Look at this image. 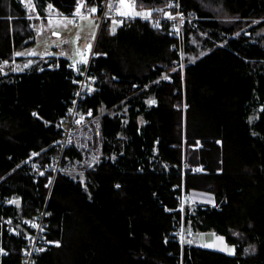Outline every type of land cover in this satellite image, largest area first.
<instances>
[{
    "label": "trees",
    "instance_id": "obj_1",
    "mask_svg": "<svg viewBox=\"0 0 264 264\" xmlns=\"http://www.w3.org/2000/svg\"><path fill=\"white\" fill-rule=\"evenodd\" d=\"M35 1L43 12L46 0ZM51 1L62 10L76 2ZM133 1L156 8L168 0ZM181 1L186 12L205 18L186 30V51L193 36L209 47L187 62L183 81L164 31L140 20L117 25V33L110 24L99 29L96 50L105 55L90 64L99 85L85 105L96 111L125 99L127 118L103 115L93 133L95 145L96 131L102 134L98 161L79 168L82 176L57 174L47 236L60 244L43 252L41 262L264 264V48L249 41L243 21L261 18L249 31L264 24V0ZM134 23L142 32L122 30ZM32 34L22 1L0 0V222L11 217L17 228L12 235L0 228L9 250L0 264H20L23 219L43 206L47 193V174L35 179L27 163L48 162L59 136L55 122L74 89L63 58L59 68L11 69V59L34 43ZM163 71L168 78L154 81ZM149 92L156 99L151 106L144 101ZM80 153L72 147L66 156L77 160ZM182 187L183 211L176 198ZM190 190L213 194L215 205L192 207ZM12 195L21 197L18 209L2 202ZM181 221L196 232L222 234L235 254L193 245L181 251L172 232Z\"/></svg>",
    "mask_w": 264,
    "mask_h": 264
},
{
    "label": "built area",
    "instance_id": "obj_2",
    "mask_svg": "<svg viewBox=\"0 0 264 264\" xmlns=\"http://www.w3.org/2000/svg\"><path fill=\"white\" fill-rule=\"evenodd\" d=\"M121 2L122 0H102L100 5L97 6L88 3L87 0H76L71 9L62 10L51 0H46L44 12L41 13L37 9L35 1V7L39 13L36 12L31 18L27 17L33 33L30 38L36 39L43 31V26L37 24V19L49 21L59 18V21L64 20L65 22L92 19L96 21L97 33L104 24L123 25L140 20L172 37L170 49L174 56L171 61L174 68L179 70L183 81L187 64L186 30L188 28L198 29L199 22L205 18L186 12L181 0H168L160 7L142 12L151 13L147 17L132 13L121 15L120 13L123 11ZM78 7L79 12H77ZM93 8L96 9L95 12L91 11ZM99 55L100 53L96 50V38H94L85 46L79 59L67 58L66 69L69 71L70 81L74 89L69 98L64 101L65 108L63 113L58 116L55 122L59 136L53 142L54 151L44 166H40L33 160L27 163L30 171L35 174V179L40 175L47 174L44 184L47 188V193L43 206L32 216L23 219V248L20 264H54L41 262L40 256L51 247H56L60 244V240L47 236V218L49 216L47 205L56 176L60 172H81L79 168L85 165L93 166L99 159V147L102 141V134L99 130L96 131L97 145L94 144L93 140L94 124L99 122V118L92 107L85 105L89 89L96 79V76L90 70V64ZM19 66L20 64L15 61V68H19ZM52 66L59 68L60 60L54 58ZM72 147L78 148L81 152V157L77 160L69 159L66 156V151ZM176 198L179 201L180 210L183 211L187 201L183 187L180 194L176 195ZM14 200L13 196H9L2 202L10 204ZM0 228L1 234H3L2 232H6L8 235L16 233V226L11 217H1ZM172 232L176 235L181 251L184 246L190 244L189 241L193 243L197 237V232L192 228H185L182 221ZM8 253L9 250L0 242V258Z\"/></svg>",
    "mask_w": 264,
    "mask_h": 264
},
{
    "label": "crops",
    "instance_id": "obj_3",
    "mask_svg": "<svg viewBox=\"0 0 264 264\" xmlns=\"http://www.w3.org/2000/svg\"><path fill=\"white\" fill-rule=\"evenodd\" d=\"M123 2L125 4H127V5H133V4L135 5L134 9H132V12H131L132 14L146 12V11L151 9V8L138 7L133 0H123ZM92 5H97V4H92ZM122 10L124 12H129V8H127V7L122 8ZM80 22L85 23L86 26H84V29H85L84 31L85 32H81V33L80 32L79 33L75 32V35L77 36L75 48L77 49V52H78V59H79V56L82 53L83 49L85 48V46L89 42H91L94 38L97 39V35H98V33L96 31L97 30L96 29L97 24H96L95 20L86 19V20L79 21V22L76 21L75 23H72V24H77V23H80ZM72 24H68L67 23L68 26H66L65 29L69 30L68 27L70 25H72ZM117 27H118L117 25H114V27H111L112 28L111 31L113 33H117L118 30H119V29L116 30ZM132 27H136V29L137 28H141L140 25L134 23V24H131V25H125L124 27H122L123 28L122 30H128L129 28H132ZM140 31L142 32V28L140 29ZM54 36L58 40L59 39L61 40V38H64L62 36L61 30L54 31ZM36 40H38V39H36ZM34 46H36V43L34 45L32 44L31 46L27 47L25 50L19 52L20 55H17V54L16 55L18 56V58L19 57L21 58L22 55H24L23 53L29 51V49H32V48L36 49L37 48V47H34ZM60 48L63 49V46H61ZM61 49H57L56 46L54 47L52 45H51V47L45 48L44 52L47 55H51L50 58H46L40 64H32L28 68H25L23 70H17V72L30 70V68L32 66H36V68H38L39 70L43 69L44 67L54 68L52 66L54 58H57V59L63 58L65 60H67V58L75 59L72 56L71 53L62 54L60 52ZM58 50H60V51H58ZM101 54L103 56V55H105V52L101 51L100 55ZM162 78H168V73H166V71H163L159 76H157L154 79V81H158V80H160ZM150 83L145 84L143 88L144 89H148ZM98 85H99V81L97 80V76H96V79H95L94 83L91 85V87L89 89L88 95H91L93 92H95L97 90V88H98ZM144 101L147 104V106H151V105H154L156 103L155 96L151 92L147 93L146 97L144 98ZM149 101H155V103H149ZM93 110H94L96 116L99 119H101L103 115H108V116L120 115L123 118H127L128 104H127V102H125V99H122L120 102H118V103H116V104H114L112 106H107L104 103H102V104H100L97 107L96 111H95V109H93ZM139 118L142 120V116L141 115H140ZM24 162H27V160H25ZM188 195L191 196V198L194 199L195 201H198V202H201V203H208L210 205H215V203H216V200H215L213 194L208 193V192L199 191V190H190L187 193V197H188ZM12 196L15 198V200L13 201V203H10V205H12L16 209H18L20 207V205H21V202H22L21 201V197L17 196V195H12ZM16 233H17V228H16ZM218 237L223 238L222 241L218 240L217 239ZM187 245L188 246L193 245V246L200 247V248H203V249L212 250V251H215V252L223 253V254L228 255V256H233L235 254V250H236L235 249V245L228 243L226 241L225 237L222 234H219V233H217L215 231H211V230L197 232L196 240L193 243H190V244H187ZM206 245H213V246L212 247H207ZM225 247H227L229 249H233L234 251L232 252V254H229V252L224 251L223 249Z\"/></svg>",
    "mask_w": 264,
    "mask_h": 264
},
{
    "label": "rangeland",
    "instance_id": "obj_4",
    "mask_svg": "<svg viewBox=\"0 0 264 264\" xmlns=\"http://www.w3.org/2000/svg\"><path fill=\"white\" fill-rule=\"evenodd\" d=\"M20 1H22L23 5H24L26 18L28 16L31 18L36 12L39 13L35 7V0H20ZM43 12H41V13H43ZM83 20H86V19H80V20H77V22L83 21ZM260 20H261V18L260 19L259 18H245L243 21L247 22V24H246L247 26L245 27V29L248 30L246 34L249 36V41H251V42H258L259 41L260 45L264 48V24H261L254 31H249L250 30L249 28L252 25L259 22ZM75 22L76 21H70V22H68V21L65 22L64 20L59 21V18H56V20H49V21L45 20V19H42V20L37 19V24L43 26L42 27L43 28L42 33L40 35H38V37L36 38L38 40L35 39V41L33 43V45L36 43V46H34V47H37V48L36 49H34V48L29 49V51L23 53L24 55H22L21 58H18V56L15 55V57L13 59H11V61H10L11 69L23 70L25 68L30 67L32 64H40L46 58L51 57V55H47L44 52V49L51 47V45L54 47L56 46L57 49H61L60 47L63 46V49H61V51L60 50H58V51H60L62 54L71 53L72 56L75 58V60L78 59V52H77V49L75 48L76 39H77L75 32L76 33L85 32L84 26H86V25H85V23H82V22L77 23V24H72ZM67 23L72 24L68 27L69 30L65 29V27L68 26ZM56 30H61L62 36L64 38H61V40L60 39L58 40L57 38H55L54 31H56ZM188 44H190V46H192L193 48H192V51H186L187 62L195 60L198 56L206 53L209 49V47L205 44V41L203 40L202 37L197 38V36H193V37H191V40L189 41ZM221 44H225V41L222 40ZM15 61H17L20 64L19 68H15ZM6 72H7L6 70H3V73H6ZM257 111H258V109H254V111L249 115L248 119H249L250 123H253V121L255 120V118L257 116ZM71 173L72 174H81V176H82V173L77 172V171L71 172ZM188 198H189V204L192 207L198 203H201V202L195 201L189 195H188ZM201 204H208V203H201Z\"/></svg>",
    "mask_w": 264,
    "mask_h": 264
},
{
    "label": "snow or ice",
    "instance_id": "obj_5",
    "mask_svg": "<svg viewBox=\"0 0 264 264\" xmlns=\"http://www.w3.org/2000/svg\"><path fill=\"white\" fill-rule=\"evenodd\" d=\"M121 7H122V8H124V7L129 8V12H123V11H122V12L120 13L121 15H128V14H130V13L132 12V9H134L135 5H134V4H133V5H127V4H125V3L123 2V0H122V2H121ZM91 11L95 12L96 9L93 8V9H91ZM77 12H79V7L77 8ZM134 14H135V15H144V16L147 17V16H149L151 13H134ZM17 55H20V54L17 53ZM149 103H155V101H149ZM217 239L222 241L223 238L218 237ZM189 243H191V241H189ZM206 246H207V247H212L213 245H206ZM223 250L229 252V254H232V252L234 251L233 249H229V248H227V247H225Z\"/></svg>",
    "mask_w": 264,
    "mask_h": 264
}]
</instances>
